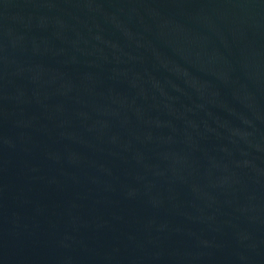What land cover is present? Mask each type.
Returning a JSON list of instances; mask_svg holds the SVG:
<instances>
[{
    "label": "water",
    "instance_id": "95a60500",
    "mask_svg": "<svg viewBox=\"0 0 264 264\" xmlns=\"http://www.w3.org/2000/svg\"><path fill=\"white\" fill-rule=\"evenodd\" d=\"M0 264H264V0H0Z\"/></svg>",
    "mask_w": 264,
    "mask_h": 264
}]
</instances>
